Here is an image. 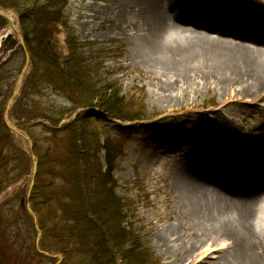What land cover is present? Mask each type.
Here are the masks:
<instances>
[{"label":"rangeland","instance_id":"obj_1","mask_svg":"<svg viewBox=\"0 0 264 264\" xmlns=\"http://www.w3.org/2000/svg\"><path fill=\"white\" fill-rule=\"evenodd\" d=\"M209 1L204 0L199 5L201 12H197L195 20L205 11ZM250 1L253 7L264 5V0ZM234 5L235 2L230 0L229 8ZM125 10L124 0H68L67 20L78 39L89 49L94 50L96 47L107 49L108 53L104 57L101 55L104 67L95 74L97 78L116 82L121 86L122 94L129 97L137 90L144 89L146 119L132 125L116 123L106 120L104 113L101 112L98 118L100 117L102 121L94 120L87 125H76L75 128H78L82 136L91 131L100 143L106 139L123 142L124 157L118 161L112 173L117 183L116 193L131 202L134 216H129L130 220L133 224L137 223L138 232L143 239L142 245L144 249L149 250L151 257L155 258L154 264H182L179 262L182 252L192 242L198 243V240L195 233L186 231L187 221L184 220L183 214L177 211L180 203L174 196L175 191L170 186V179L178 169L192 166L191 160L195 162L193 166L197 167H201V162L209 163L220 174L227 166L225 122L235 129L234 132L239 138H245L252 130L259 131L264 123V89L252 94V89L245 85L232 81L228 83V80L224 82L227 73L218 72L217 69L209 72L204 70L197 78L185 77L183 80H177L163 70L155 68L148 64V61L141 59L139 55L141 48L135 32L128 24L122 22V19H126L129 23L131 19V15ZM8 11L15 16L14 24H11L17 26L16 14ZM250 14L252 10L248 8L246 18ZM59 28L61 33L58 36V51L60 61L63 62L67 57L65 32L64 28L61 26ZM10 31L11 29L0 33V38ZM118 47L121 48L119 51ZM19 63L20 60L12 65L17 66ZM29 73L28 66L21 85ZM37 80L29 91L28 101L33 102V108L46 110L51 105L67 107L71 104L66 90L58 89L56 86L53 88L46 80ZM212 104L214 106H210ZM13 105L5 120L7 124H15L14 127L18 130L12 131L13 140L26 155L28 174L18 180L19 186L14 190L9 187L1 193L0 205L11 200L9 205L2 207L3 212H0L1 228L4 227L6 217L11 215L10 210L19 209L21 201L31 210L27 197L36 177L38 160L42 166L39 169L38 181L44 183L43 185L50 184L52 179L51 175L44 171L45 160H49L51 166L54 164L59 166L66 162L67 177L72 178L75 173L71 158H66L69 136L63 128L73 121L78 110L66 112L65 117L54 129L62 130L61 133L53 135V126L42 118L29 120L27 126L33 125L29 132L18 129L17 120L10 115ZM99 159L103 165L102 152L99 153ZM20 192L22 198L16 196ZM39 198L42 202V196ZM50 205L55 206V202L52 201ZM32 223L34 232L30 233L32 238L27 239L28 243L32 242V249L29 258L22 257L25 263L61 264L63 260L61 254H49L41 248V229L37 220H33ZM18 228L19 231L13 233L16 235L9 238V242L15 244L14 249L21 243L18 237L25 238L27 234L25 221H21ZM167 228L173 229L175 235L168 237V240H162ZM254 228L258 232L264 229L263 209L257 215ZM180 237L181 239H178ZM228 244L226 241L197 244L193 251L195 263L217 264L219 252L224 251ZM2 246L5 247V241L3 236H0V247ZM12 253H15L13 249ZM0 264L4 263L0 261ZM117 264H120L119 260ZM146 264H149V260Z\"/></svg>","mask_w":264,"mask_h":264},{"label":"trees","instance_id":"obj_2","mask_svg":"<svg viewBox=\"0 0 264 264\" xmlns=\"http://www.w3.org/2000/svg\"><path fill=\"white\" fill-rule=\"evenodd\" d=\"M0 7L18 15L20 35L30 64V73L10 113L17 120L16 127L29 132L33 126H27L29 120L42 118L50 122L52 133L56 135L62 130L54 129L66 112L86 111L76 113L73 121L63 128L69 136L66 158H71L75 172L73 177L66 175V162L51 166L49 160H45L44 171L52 179L50 184L43 185L38 181L41 161L37 163L34 185L27 201L42 232L41 248L50 254H61V264H117V260L120 264H146L147 260L149 264H154L155 258L142 245L137 223L133 224L130 220L129 216H134L131 202L116 193L117 183L112 173L124 157L123 142L106 139L100 143L91 131L82 136L75 128L76 125L99 121L101 112L108 121L131 123L145 120L144 89L129 97L122 94L121 86L116 82L100 80L95 76L104 67L102 57L108 51L98 47L91 50L78 39L67 20L68 0H0ZM7 25L8 22L0 17V30ZM60 26L64 28L67 48L64 62L60 61L58 51ZM120 49L118 47V51ZM0 51L3 56L10 52L5 61L0 62L1 194L28 173L26 155L14 144L13 135L3 118L6 102L24 66V50L9 37L2 42ZM18 60L19 65L13 66ZM37 79L46 80L53 88L66 90L71 104L67 107L51 105L46 110L33 108V102H29L28 98ZM84 113L88 115L84 116ZM100 152L103 153V165L99 159ZM16 196L22 198V192ZM39 196H42V202ZM52 201L55 202L53 207L49 206ZM10 203L11 200L0 205V212ZM10 211L4 227H0V236L5 241V247H0V261L4 264H26L22 257L29 258L32 242L28 243L27 239L32 238L30 233L34 232V225L24 208ZM21 221H25L27 234L25 238L18 237L21 243L14 249L15 244L12 245L9 238L19 231Z\"/></svg>","mask_w":264,"mask_h":264},{"label":"bare ground","instance_id":"obj_3","mask_svg":"<svg viewBox=\"0 0 264 264\" xmlns=\"http://www.w3.org/2000/svg\"><path fill=\"white\" fill-rule=\"evenodd\" d=\"M124 1L131 19L122 22L135 32L143 61L177 80L217 69L227 73L224 82L245 85L252 94L264 89V5L233 0L229 8L230 0H210L195 20L204 0ZM248 8L252 14L246 18ZM5 15L14 24L15 16ZM224 125L226 168L218 174L211 164L197 167L191 160L192 166L178 169L170 179L186 231L198 240L182 252V264H199L193 258L197 244L219 241L229 244L219 252L217 264H264V229L254 228L264 210V123L245 138L227 122ZM174 233L167 228L161 239Z\"/></svg>","mask_w":264,"mask_h":264}]
</instances>
